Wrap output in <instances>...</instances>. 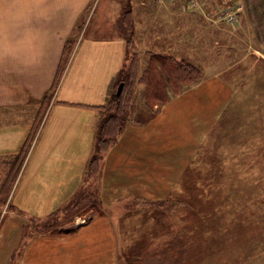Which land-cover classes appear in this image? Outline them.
I'll return each mask as SVG.
<instances>
[{
	"label": "rangeland",
	"instance_id": "374dc122",
	"mask_svg": "<svg viewBox=\"0 0 264 264\" xmlns=\"http://www.w3.org/2000/svg\"><path fill=\"white\" fill-rule=\"evenodd\" d=\"M189 1L172 0L169 6L165 0H94L65 44L74 51L81 35L79 29L86 22L87 25L90 22L86 39L119 36L126 45L124 31L133 28L122 72L134 79V87H130L139 110L136 115L131 114L128 125L146 127L157 121L164 106L169 107L170 116L162 118H171L172 122L164 124V136L153 134L151 139L175 143L183 136L184 142L193 141L197 147L194 145L182 168L175 170L179 165L171 166L175 163L173 157L169 158V165L160 167L151 161L152 168L147 172L151 179L142 184L130 181L136 184L134 190L130 186L118 194L111 183L122 178L113 182L110 174L107 182L103 165V158L116 144L98 163L96 173H89L87 167L74 198L78 206L72 214L63 209L55 217L47 216L55 208V203L46 205L51 196L44 197L38 209L35 203L34 212L21 210L13 193L33 142L38 141V152L40 146L51 142L48 110L73 51L68 56L64 49V67L57 70L49 93L30 105L0 113V147H3L0 148V242L3 247L15 238L17 242L8 248L12 253L8 264L21 263L31 242L41 237L69 236L99 217L112 223L119 240L117 258L109 261L105 258V264H264V42L260 40L264 39V0H196L198 12L185 9ZM236 3L243 5L236 23L217 20L219 12ZM135 11L140 13L139 21ZM116 28L119 35L114 31ZM148 29L155 31V36L148 38ZM101 30L106 32L102 37ZM152 43L157 49L147 50L145 45ZM159 53L198 67L201 79L172 97L171 104L149 111L145 105V77L151 56ZM73 70L74 66L69 76ZM127 79L130 83V78ZM120 81L113 89L114 95ZM128 90L125 86L122 93ZM175 98L178 100L173 101ZM62 106L73 107L69 103ZM57 108L58 105L54 110ZM109 109L106 112L97 109L98 128ZM180 111L189 115L183 126H179L181 122L177 119ZM137 113L144 116L140 118ZM194 115L197 117L192 118ZM24 157L8 193L9 184L4 189L2 185L11 164ZM81 194L91 197L85 201ZM95 194L102 200L96 209L89 203L97 197ZM78 213L79 216L70 217ZM54 223H59L57 231L75 230L52 236Z\"/></svg>",
	"mask_w": 264,
	"mask_h": 264
},
{
	"label": "crops",
	"instance_id": "0c3cea01",
	"mask_svg": "<svg viewBox=\"0 0 264 264\" xmlns=\"http://www.w3.org/2000/svg\"><path fill=\"white\" fill-rule=\"evenodd\" d=\"M93 1L0 0V113L30 105L49 93L57 70L63 66L65 44L78 22L85 19ZM165 1L167 4L172 2ZM135 16L140 17V13L135 11ZM89 25L90 22L88 25L86 22L84 28L79 29L80 38L69 62L65 64L66 70L48 110L51 114V142L40 146L39 152L38 141L33 142L15 187L13 195L21 210L34 212L35 203L38 209L45 201L44 197L51 196L46 205L55 203V208L49 211V216L64 206L83 184L95 149L99 118L97 109L107 104L109 97H113V89L127 61L125 40L119 36L86 39ZM114 31L118 33L117 28ZM103 32L101 30L99 33L101 37ZM146 32L148 38L155 36V31L151 29ZM86 40L87 44H84ZM260 40L264 42V39ZM145 46L147 50L157 49L155 43ZM73 66V75L69 76ZM67 103L73 107L62 106ZM56 105L58 108L54 110ZM170 111L169 107L164 106L157 121L146 127L128 125L117 145L103 158L105 180L108 182L110 176L113 182L122 178L118 183H111L118 194L130 186L134 190L136 184L130 181L137 180L142 184L151 179L147 176L152 168L151 161L157 162L160 167L169 165V158L173 157L175 163L171 166L179 165L175 167L177 170L182 168L187 155L197 147L193 141L184 142L183 136L175 143L151 139L153 134L164 136V124L172 120L162 116H170ZM195 117L197 115L192 118ZM177 119L181 122L179 126H183L189 115L180 111ZM147 134L149 138L146 139ZM125 157L129 159L124 160ZM26 175L28 178L24 179ZM112 227L108 219L99 217L69 236L41 237L28 245L19 264H105V258L107 261L117 258L119 249V240ZM16 244V238L8 241L5 247L0 242V264L9 263L12 253L8 248Z\"/></svg>",
	"mask_w": 264,
	"mask_h": 264
},
{
	"label": "trees",
	"instance_id": "16d2710c",
	"mask_svg": "<svg viewBox=\"0 0 264 264\" xmlns=\"http://www.w3.org/2000/svg\"><path fill=\"white\" fill-rule=\"evenodd\" d=\"M124 32L126 36L125 38L127 39V45L129 47L133 40V28L130 30L127 28V30ZM72 49L73 48L65 47V54L70 56L71 52L73 51ZM62 71H64V69ZM200 72L201 71L198 67H195L189 63H185L183 60H175L174 58L160 54L152 55L145 77V105H147L148 110L153 111L154 108L169 103L172 100V97L183 92L185 87L191 85L193 86L199 83L201 79ZM127 77L130 78V83H128ZM119 80H121L120 83H124V87L126 86V89L128 87L129 90L128 93L124 92L120 96H117L116 94L113 95L109 104L98 107V109L102 112H106L108 108H110V111L105 114L104 118H102L101 124L98 128L95 152L88 163L89 173H96L98 171V163L101 162L103 156L109 151V149L117 144L119 137H121L126 131L127 125L131 120V114L136 115L135 112L139 110V108H136L137 101H135L136 96L134 90L131 89V87H134V79L131 78L130 74L124 76L123 72H121ZM137 116L141 118L144 115L143 113L141 115L137 113ZM140 122L143 121L140 120ZM18 159L16 158V161L11 164V168L2 185V189H4V187L9 184L8 193L11 192L26 157L23 159ZM76 197L77 196L74 195L64 206L49 216L55 217L57 216L56 214H58V212L63 209H65L66 212L70 211L72 214L74 207L78 206V204H76L78 203L77 200L74 199ZM81 197L83 200L87 201V199L89 200V197L91 196L89 195L88 197L87 194H81ZM90 200H92L89 202L90 206L94 209H96L102 202L99 196ZM71 216H79V213L70 215V217ZM58 224H51V233L45 230L44 232L50 233L52 236H63L70 234L75 230L71 228L68 230L61 229L57 231L56 228Z\"/></svg>",
	"mask_w": 264,
	"mask_h": 264
},
{
	"label": "built area",
	"instance_id": "2783aa9c",
	"mask_svg": "<svg viewBox=\"0 0 264 264\" xmlns=\"http://www.w3.org/2000/svg\"><path fill=\"white\" fill-rule=\"evenodd\" d=\"M185 9L190 11L198 10V2L196 0H190L187 6H185ZM242 10L243 5L240 3H236V6L227 8L224 11L219 12L216 17L218 21L228 24H234L237 22L238 15L242 12Z\"/></svg>",
	"mask_w": 264,
	"mask_h": 264
},
{
	"label": "water",
	"instance_id": "95a60500",
	"mask_svg": "<svg viewBox=\"0 0 264 264\" xmlns=\"http://www.w3.org/2000/svg\"><path fill=\"white\" fill-rule=\"evenodd\" d=\"M123 88H124V84L121 83V84L119 85L118 90H117V93H116L117 96H120V95L122 94V92H123Z\"/></svg>",
	"mask_w": 264,
	"mask_h": 264
}]
</instances>
